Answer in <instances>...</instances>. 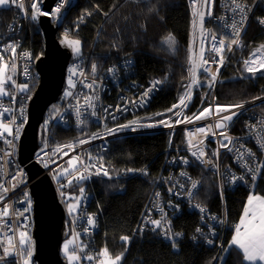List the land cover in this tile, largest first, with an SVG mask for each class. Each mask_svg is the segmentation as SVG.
Here are the masks:
<instances>
[{
	"label": "trees",
	"instance_id": "obj_1",
	"mask_svg": "<svg viewBox=\"0 0 264 264\" xmlns=\"http://www.w3.org/2000/svg\"><path fill=\"white\" fill-rule=\"evenodd\" d=\"M85 11L92 14L85 15L83 22H79L78 17ZM15 13L14 8L0 10L2 23L10 22ZM64 27L68 29L70 38L81 40L84 50H92V59L101 66L121 58H133L137 76L142 81L160 78L163 82L161 90L151 105L137 115V118L153 116L152 122L145 121L146 124L168 118L166 115L160 117L155 114L165 113L185 91L189 82L187 69L192 20L188 0H147L139 3L128 0H76L68 12ZM169 34L176 41L174 50H169L163 44ZM244 41L245 50L237 67L228 66L218 84L219 104H237L255 100L254 97H264V76H241V73L245 74L243 60L247 58L251 48L264 43V30L257 26ZM27 42L36 58L42 55L43 38L36 23L29 28ZM204 93L206 83L203 81L189 112L199 104ZM254 111L264 116V101ZM230 131H235V123ZM92 133H98V129L89 124L83 132L54 127L51 143L55 147L70 143L78 145L79 139H88ZM181 134V130L172 134L171 146L179 144ZM167 143L168 135L164 132L118 136L109 141L108 149L101 155L105 167L116 181L88 179L72 185L66 182L60 191L64 198H69L67 202L80 193V187L85 189L84 193L91 194L89 211L96 216L99 225L94 236L97 251L107 245L113 254H117L124 252L127 247L122 264H220L213 257H219L223 253L193 242L192 235L199 217L187 211H183L172 222L174 231L183 234L178 251L172 250L161 238L158 230L153 232L149 229L142 240L132 239L155 178L162 170L164 157L161 152ZM143 167H147L150 174L131 176L135 170ZM127 169L134 171L128 172ZM188 171L201 182L195 196L196 202L219 214L221 208L215 178L197 164L189 166ZM253 191L264 194V169L255 187L224 192L227 215L231 223H238L247 196ZM232 234L233 230L227 231V244ZM122 235L130 237L127 245L119 239ZM240 259L233 248L228 254L226 264H240Z\"/></svg>",
	"mask_w": 264,
	"mask_h": 264
},
{
	"label": "built area",
	"instance_id": "obj_2",
	"mask_svg": "<svg viewBox=\"0 0 264 264\" xmlns=\"http://www.w3.org/2000/svg\"><path fill=\"white\" fill-rule=\"evenodd\" d=\"M73 0H69V2L65 5V7L61 10V14L64 10L73 5ZM134 3H139L147 0H128ZM61 2V0H57L54 6L51 8V11ZM242 2L246 3L248 8H251V11L248 13V20L246 23V27L241 33V41L242 47H235L232 52H225L226 59L224 61V65L220 68V72L217 78V82L214 87L209 88L206 83V93H204L199 101V104L189 112V107L195 99L196 93L201 89L202 86L194 87L192 89V98L191 100H186L187 108L177 109L178 111H182L183 115L191 116L193 113H198L201 109L208 107L209 105L215 106L218 103L217 100V87L221 78L223 76L224 71L228 66H232L233 68L237 67V64L242 58V53L245 50V37H249L252 34V31L257 26L264 30V26H261L258 22V18H264V0H242ZM30 3L31 0H25L26 7L29 8L28 17L22 15L17 9L14 18L6 23L2 24L0 19V46L10 43L17 42L20 47L17 48V54H20L24 51H27L31 55V59L18 58L17 69L16 72L10 73L13 75V79L16 81V84H28L33 81L35 77L34 67L36 63V56L32 51H30L26 47L27 43V35L28 28L32 22L30 19ZM43 3L44 0H40V6L43 11ZM189 10L191 14L190 0H188ZM230 4V0H215V4L212 6V16L205 18L204 27L206 29L215 31L218 36L220 34L230 35V30L221 27L220 17H226L227 22L231 23L233 13L227 10L226 5ZM49 12V13H50ZM42 17V16H41ZM40 18V17H39ZM192 18V14H191ZM239 20V16L235 17ZM49 19L54 21L56 18H52L49 16ZM14 29V30H13ZM68 29L65 27L63 30V34L67 32ZM200 37L197 34L195 38V44H193V31L191 34L190 45L193 46L194 50L198 51ZM4 55L9 57L11 53H4ZM210 53L206 52V57L210 56ZM96 63L98 65L97 72V81L98 87L95 93H91L89 89L84 88L80 83L84 77L79 75L80 71H83L87 76L88 80L91 77V64ZM76 66L78 68V72L76 76H73L72 79L76 82V88L69 89L68 86V78H69V68ZM116 69L115 74L109 73L107 70L109 68ZM213 70H215L216 65H212ZM25 69H27V75L25 74ZM201 81H205V75L202 71L198 74ZM156 80H161L160 78H154L149 80H139L137 78V70H136V62L133 58H121L120 60L108 64L106 66H101L97 61L92 59V52H83L82 56L75 59L71 63L68 64L66 68L65 75V88L63 93L61 94L58 101L53 103L45 114L44 118V137L41 146L34 154V161L41 167L43 173L49 177L51 183L57 193V195L64 199L62 192L60 191L61 185H64L67 180L70 178L69 176L64 177L60 181H57L54 178L55 170L67 163V161L72 157L79 155L80 157L87 159L89 153L92 154L93 157L101 156L108 149V143L110 140L118 137V136H126L133 134H143V133H153V132H164L168 135V143L161 152L164 157V169L159 173V176L156 180V183L150 193L147 205L142 213L139 224L133 232V237L139 240L145 236L148 229L153 228L152 225H146L145 230L140 232V226L144 223L145 216L148 214V210L151 211L152 219H159L161 213L154 206L157 202V198L155 197V193H161L159 197V204L164 208V211L167 213V219L171 221L172 232L176 233L172 227V222L177 219L183 211H188L189 213H194L199 217V222L196 229L199 227L202 229L203 235L195 232L192 235L193 242H196L201 245H206L212 249L218 250L221 252L222 246L225 245V235L228 230L234 231L235 224H229L226 207L224 202V191L225 190H235L238 188L250 189L252 187L251 182V174L247 173L246 169L241 167V162L235 159V152H228L226 149H220V156L218 160L219 169L218 172L215 168L211 166H205L196 160L195 157L191 156L190 151L188 150L187 140H186V131H194L195 128L207 125L209 123H215V120H201L197 121L193 124L182 123L175 125L174 127H164L162 125H158L155 127H146L147 124H142L147 121V119H151L152 116L141 118L140 127H136L138 125H133L136 127V131H132L131 129H124L116 132L115 134H107L106 128H115L117 125L127 124L133 119L137 118L142 111L146 110L152 103L154 97L161 90L163 82L156 86V88L149 93V96L146 98V102L141 103H127L125 101H138L141 95L152 86V83ZM162 81V80H161ZM190 83V79L188 84ZM187 84V85H188ZM65 89L67 91L73 92V96L66 97L64 95ZM9 90L15 96V102L11 100L10 97H0V111H2L3 107L12 108L13 111L6 113L3 119L5 123H11V118L15 116V124H12L13 132L15 133V129L17 126L20 127L19 138L16 139L14 136H8L5 133L3 136H0V184H4L5 186L10 188V191L6 194L4 203H7L10 207L12 214L9 218H7L8 227L4 226V222L0 221V256H3V249L7 246V237H13V243L18 245L19 233L21 231H26L28 236L31 238L32 228H33V213H32V201L31 196L29 194V186L27 173L25 168L19 163L17 159V145L21 137V130L27 119V105L29 101L30 94L26 90L24 92L19 91L14 85H9ZM186 90V89H185ZM185 91L180 95H184ZM85 94H94L99 96V100L97 101V114L98 117H106V119L94 118L90 115L91 110H87L85 115L82 117L85 119L86 123L83 126H77L76 116L74 111V106L76 104V98H80L81 104H83V96ZM180 97L172 104H178ZM215 98V99H213ZM262 101H264V97L261 99H255L244 103V108L238 110L241 114L237 117H234L233 120L229 123V127L227 129V135L234 138L235 147H239L241 144L245 146V148L241 149L244 151L245 149H251L256 154V163H260L263 158L264 152H262L255 140V135L257 132H260L261 126L260 121L264 120V116L254 111V108L258 106ZM121 106L126 110L116 111L117 106ZM222 105V104H219ZM230 105V104H227ZM54 106L60 110L59 114L54 111ZM109 106H111L109 108ZM171 106V107H172ZM170 107V108H171ZM21 108L23 112L21 113ZM103 108H109V113L115 115L116 119H112V115L103 112ZM166 116H172V119L175 120L176 117L171 113L165 112ZM157 116V115H155ZM127 119V121H122ZM48 121L47 125L45 122ZM236 121H239L236 123ZM235 123V131L231 132L232 125ZM87 124L91 126H95L98 129V133H100V139H93L90 143L84 145H77L75 150H71L68 148H64L61 152H55V146L51 143V132L54 127H59L64 130H75L76 132H83L87 127ZM256 125L255 129H251L249 126ZM181 130L182 134L179 138V144L177 146H171V136L174 132ZM219 137L213 138L209 136L205 140V150L208 151L209 156L211 153L218 147L217 141ZM6 140L12 141V145L10 146L6 143ZM75 145V144H74ZM63 146V145H62ZM195 150V149H193ZM67 151L68 155H63V152ZM10 153L11 155H7ZM181 158H187L189 163L187 165L181 162ZM213 159H215L213 157ZM246 159H251L246 157ZM47 163L48 167H45L44 164ZM197 164L202 167L205 171L210 173L215 177L218 191H219V199L221 205V212L217 214L216 212H210L207 210L206 213H200L198 209L193 207V205L198 204L195 201V196L199 192L200 186L196 191L194 198H189L185 195L187 189L190 187V182L186 177L180 175L181 172H187L188 176L192 179L198 180L194 175L190 174L188 171V167ZM146 170V167L142 168ZM140 169V170H142ZM140 170H137L134 175L144 174ZM94 171V170H93ZM235 174L236 176L244 175L245 182L238 181L236 184H231L228 182L227 173ZM147 172V170H146ZM22 173V175H21ZM148 173V172H147ZM15 176L16 180H12V177ZM111 176V175H110ZM171 177V179H169ZM90 179H98L102 181H114L115 178L111 176L104 177L103 175H91ZM12 184H16L14 189L11 188ZM179 184H184L185 188L181 189ZM223 184V199L220 196V185ZM176 185L173 189V194L169 193V187ZM27 194V195H25ZM31 201V207L29 211L24 212L22 216L16 217L15 210H23L24 208H28V201ZM92 201V196L90 193H84V197L82 198V202L80 205V209L73 214H69L65 211V223L67 226V237L72 238L73 230L79 232L81 235L79 237V241H82L85 244L86 252L90 254H95L97 251L96 244L94 242V236L98 232L99 225L96 216L89 211V206ZM171 205V207L169 206ZM179 206L177 209L175 206ZM3 205L0 204V207ZM63 207L65 209V204L63 203ZM88 215H94L96 220V227L90 229V232L85 234L84 228L88 227L86 223V218ZM201 216H204V219L201 220ZM215 216L217 219L212 220L209 217ZM220 221H224V223H220ZM9 227L13 229L9 230ZM210 229L215 230V235L213 236L210 232ZM159 232L160 230L157 229ZM182 234V233H181ZM163 240H165L170 246L172 244L171 241L165 239L163 235H160ZM183 234L174 237L175 242L177 243V247L173 248V251H178V244L182 239ZM195 237V239H194ZM205 237L208 239H212L214 244L209 245L206 243ZM222 253V252H221ZM0 264H22V261L18 255H10L0 260ZM78 264H95V261L89 262L87 260H82L78 262Z\"/></svg>",
	"mask_w": 264,
	"mask_h": 264
},
{
	"label": "snow or ice",
	"instance_id": "obj_3",
	"mask_svg": "<svg viewBox=\"0 0 264 264\" xmlns=\"http://www.w3.org/2000/svg\"><path fill=\"white\" fill-rule=\"evenodd\" d=\"M69 0H61V2L53 9L52 12L42 11L40 6V0H31L30 3V19L32 21H37L39 17H52L59 19L61 10ZM139 2V0H137ZM215 4V0H190L191 14H192V28H193V44H195V38L198 34L200 37L198 51L194 50L193 46L190 45L188 49V77L190 83L186 86L184 95L179 99L178 104H174L171 108L167 109V113H171L176 117L175 120L172 119V116H168L167 119H161L156 121L153 124L145 125L146 127H155L162 125L164 127H174L175 125L188 123L193 124L201 120H215V123H209L207 125L197 127L194 131H186V140L188 150L191 153L192 157H195L197 161L205 166H211L215 168L218 172L219 165L218 160L220 156V149H226L228 152H235V159L241 162V167L246 169L247 173L251 174L252 186L255 187L258 177L261 176L262 169H264V160H261L260 163H256V154L251 149H241L245 148L243 144L239 147H235L234 138L227 135V129L229 123L233 120L234 117L239 116L241 113L238 111L244 108V103L230 104V105H219L215 106L209 105L201 109L198 113H193L191 116L183 115L182 111L177 109L187 108L186 100H191L192 98V89L194 87L203 86V82L199 78V73L202 71L205 75V81L209 88L214 87L217 82V78L220 72V68L223 67L224 61L226 59L225 52H232L235 47H242L241 33L246 27L248 20V13L251 11V8H248L246 3L242 0H230V4L226 5L228 11L233 13L231 23L227 22L226 17H220L221 27L230 30V35L218 34L215 31L206 29L204 27L205 18L212 16V6ZM98 7V6H97ZM10 8L17 9L22 15L28 17L29 8L26 7L25 0H0V10H6ZM91 12L85 11L80 17H78L79 22H83L85 15H91ZM104 15H107L105 13ZM239 16V20L235 17ZM257 22L264 26V18H258ZM79 25L77 24V27ZM14 30V29H13ZM61 43L69 47L72 53L79 57L81 55L82 42L79 39H70L67 32L64 33ZM163 44L167 46L169 50H174L176 41L175 38L169 34L164 40ZM116 46V45H114ZM20 45L17 42H10L0 46V97H10L13 102H15V96L9 90V85H14L19 91L24 92L28 89L27 84H16V81L13 79V75L10 73H15L17 69V59L25 58L31 59L29 52L24 51L20 54H17V48ZM206 52L210 53V56L206 57ZM4 53H11L9 57L6 58ZM38 59V57H37ZM215 64L216 68L213 70L212 65ZM243 70L245 73L250 74V77H255L257 73L264 75V43H261L256 47L249 56L243 60ZM111 74H115L116 69L109 68L107 70ZM78 68L76 66L69 68V78L68 86L69 89L76 88V82L72 79L73 76H76ZM97 72L98 65L96 63L91 64V79L88 80L87 76L83 71L79 72L81 77H84L80 83L84 88L90 90L91 93H95L98 87L97 81ZM25 74L27 75V69H25ZM161 80H156L152 83V86L145 90L141 95L138 101H125L127 103H145L146 98L149 96V93L153 91L157 85L161 84ZM64 95L66 97L73 96V92L65 91ZM215 99V98H213ZM254 99H261V97H254ZM99 100L98 95L94 94H85L83 96V104L80 102V98H76V104L74 106L75 116L77 126H83L86 121L82 117L85 115L87 110H91L90 115L94 118L106 119V117H98L97 114V101ZM2 107V105H0ZM111 106H109L110 108ZM109 108H103L104 113L112 115V119H116L115 115L109 113ZM126 110L121 108V106L116 107V111ZM13 109L9 107H3L0 111V118H3L6 113L12 112ZM21 113L23 109L21 108ZM54 111L59 114L60 110L54 106ZM157 116H164L165 113H156ZM15 116L11 118V123H5L3 119H0V136H3L7 133L8 136H14L19 138L20 127L17 126L15 133L13 132L12 124H15ZM48 121L45 122L47 125ZM138 120H132L127 124L117 125L115 128H106L107 134H115L118 131L124 129H131L136 131V128L133 125H138ZM261 130L255 135L256 143L259 149L264 152V120L260 121ZM251 129H255L256 125L249 126ZM212 136L213 138L219 137L217 141L218 147L211 153L209 156L208 151L205 150V140ZM100 133H92L88 139H79L78 145H84L90 143L93 139H100ZM10 146L12 141L6 140ZM77 145L67 144L63 146H57L54 149L55 152H61L64 148L75 150ZM195 149V150H193ZM7 155H11L7 153ZM63 155L67 156L68 152L64 151ZM213 157L215 159H213ZM249 157L251 159H246ZM181 162L185 165L189 163L187 158H181ZM45 167H48V164H44ZM94 170V171H93ZM128 172H133V169H127ZM145 175L147 174L146 170H140ZM22 175V173H21ZM67 175L70 178L67 180L68 185H72L74 182L79 184L82 181L90 179L91 175H103L104 177H109L110 173L105 167V162L103 156L93 157L91 153L88 154L87 159L80 157L79 155L72 156L67 161V167H62V170L58 176ZM181 176L186 177L190 182V187L187 189L185 195L187 197L194 198L198 187L200 186V181L192 179L188 176L187 172H181ZM228 182L231 184H236L238 181L245 182V176L240 175L236 176L235 174L229 173L226 174ZM58 178V177H54ZM171 179V177H169ZM12 180H16V177L13 176ZM16 184H12L11 188L14 189ZM63 187V185H61ZM176 185L169 187V193H173V189ZM181 189L185 188L184 184H179ZM223 188L224 185H220V196L223 199ZM10 191V188L4 184H0V204L3 206L0 207V221L4 222V226L8 227L7 218L12 214L10 207L7 203H4L6 194ZM80 196L71 197L72 203L67 205L69 214L76 213L80 207L81 199L84 197L85 189L80 187ZM179 194V193H173ZM27 195V194H25ZM63 195V193H62ZM161 193L156 192L155 197L157 202L154 205L159 212L161 213L159 219L151 218L152 209L148 210V214L145 216L144 223L140 226L139 231L143 232L146 225H152L151 229L155 232L157 229L160 230L159 234L163 235L165 239H168L172 242L171 246L173 248L177 247L174 237L182 235L179 232L173 233L171 228V221L167 219V213L164 211V208L159 204V197ZM28 208H24L22 211L19 209L15 210L16 217L22 216L24 212L29 211L31 207V201H28ZM171 207V205H169ZM177 209L179 206H175ZM200 213H206L207 209L200 205H193ZM212 220H216L215 216L209 217ZM204 219V216H201V220ZM86 223L88 227L84 228V233L87 234L90 232V229L96 227V220L94 215H88L86 218ZM224 223V221H220ZM9 230L12 231L9 227ZM197 233L203 235L202 229L197 228ZM211 234L215 235V230L210 229ZM80 233L73 230L72 238L65 241L63 245V252L65 257L68 260V264H78L82 260H87L89 262L95 261V264H122L125 252L127 247H125L124 252L113 254L107 245L102 247L95 254H90L86 252V245L82 241H79ZM13 237H7V246L3 249V256H0V260L4 259L10 255H18L22 261V264H31V257L33 255L31 247V238L28 236L26 231H21L19 233L18 245L13 243ZM125 245L130 242V237L127 235H122L119 238ZM195 239V237H194ZM206 243L209 245L214 244L212 239L205 237ZM71 246V248H70ZM235 249L240 256V264H264V194H259L256 192H250L247 196L246 203L243 206V214L239 218V222L235 224L233 234L231 235L230 241L227 246L221 247V252L223 253L219 257H213V260H218L220 264H226L228 254L232 249Z\"/></svg>",
	"mask_w": 264,
	"mask_h": 264
},
{
	"label": "water",
	"instance_id": "obj_4",
	"mask_svg": "<svg viewBox=\"0 0 264 264\" xmlns=\"http://www.w3.org/2000/svg\"><path fill=\"white\" fill-rule=\"evenodd\" d=\"M56 1L44 0L43 11L49 12ZM66 16L67 11L53 23L45 16L38 19L44 44L43 54L35 63L39 82L28 101L26 124L17 145V159L25 168L30 183L33 213L31 264H68L61 255V247L68 233L63 203L69 198L61 200L49 177L34 161V154L44 137L45 113L64 91L68 64L83 54V44L81 55L77 57L69 47L61 43L63 36L58 37Z\"/></svg>",
	"mask_w": 264,
	"mask_h": 264
},
{
	"label": "bare ground",
	"instance_id": "obj_5",
	"mask_svg": "<svg viewBox=\"0 0 264 264\" xmlns=\"http://www.w3.org/2000/svg\"><path fill=\"white\" fill-rule=\"evenodd\" d=\"M56 3V2H55ZM71 9V6L70 7H68V8H66L65 10H64V12L65 11H67V15H68V12H69V10ZM51 11V10H50ZM49 11V12H50ZM43 17V16H42ZM66 18H67V16H66ZM66 18L64 19V22H63V24H62V26H61V28L59 29V31H58V37H60V36H64V34H63V32H61V30H64V25H65V20H66ZM48 19H49V17H48ZM58 19H56V20H54V21H52V20H50L49 19V21L51 22V23H53V22H55V21H57ZM34 23H36V25L38 26V20L36 21V22H32L30 25H29V28L31 27V25L32 24H34ZM3 24V23H2ZM5 25V24H4ZM29 28H28V33H29ZM38 28H39V26H38ZM77 29H75V31H76ZM39 32H40V35L42 36V38H43V34H42V32H41V30H40V28H39ZM67 33H68V31H67ZM70 38V37H69ZM27 39H28V35H27ZM26 39V40H27ZM72 39V38H71ZM44 45V44H43ZM26 47L30 50V51H32V53H34L33 52V50L30 48V46H29V44H28V42L26 43ZM44 47V46H43ZM89 51H91L92 52V50L91 49H86V50H84L83 49V52H89ZM43 54V53H42ZM35 55V54H34ZM36 56V55H35ZM40 57V56H39ZM38 57V58H39ZM36 60H37V58H36ZM34 73H35V77H34V79H33V81H31L30 83H28L27 85H28V89H27V91L29 92V94H30V97H31V95H32V93H33V90H35V88L37 87V84H38V82H39V76H38V74H37V72H36V69H35V67H34ZM66 75V74H65ZM137 78H138V76H137ZM139 80H141L140 78H138ZM30 97H29V99H30ZM47 112V111H46ZM46 114V113H45ZM122 121H127V119H124V120H122ZM25 124H26V122H25ZM25 124H24V126H25ZM24 126H23V128H24ZM23 128H22V130H21V132L23 131ZM144 168V167H143ZM142 169V168H141ZM163 169H164V160H163V165H162V170H160V172L161 171H163ZM138 170H140V169H138ZM146 170H147V167H146ZM137 170H135L133 173H132V175L131 176H137V175H134V173L136 172ZM147 174H150L149 173V170H147ZM159 172V173H160ZM146 174V175H147ZM138 175H142V174H138ZM158 176H159V174L156 176V178H155V181H154V185H155V183H156V180H157V178H158ZM213 176V175H212ZM214 177V176H213ZM215 178V177H214ZM96 180H98V179H96ZM117 179L115 178V180L114 181H116ZM101 181V180H100ZM154 185H153V187H154ZM153 187H152V189H153ZM218 187V186H217ZM152 189H151V191H152ZM236 190V189H235ZM151 191H150V193H151ZM226 191V190H225ZM224 191V192H225ZM230 191H233V190H230ZM218 195H219V191H218ZM150 196V195H149ZM225 196V195H224ZM149 199V198H148ZM196 201V200H195ZM148 202V201H147ZM224 202H225V197H224ZM146 205H147V203H146ZM203 206V205H202ZM146 207V206H145ZM225 207H226V204H225ZM220 208H221V205H220ZM145 209V208H144ZM207 209V208H206ZM208 210V209H207ZM144 211V210H143ZM186 211V210H185ZM210 211V210H209ZM188 212V211H187ZM211 212V211H210ZM213 212H215V211H213ZM226 213H227V209H226ZM142 216V215H141ZM141 218V217H140ZM227 218H228V215H227ZM140 221V220H139ZM228 223L231 225V224H233V223H231L230 221H229V219H228ZM139 224V223H138ZM65 225H66V223H65ZM138 226V225H137ZM136 229V228H135ZM150 229H152V228H150ZM149 230V229H148ZM195 232V231H194ZM132 239L133 240H139V239H136V238H134L133 237V234H132ZM225 245H227V239L225 238ZM210 248V247H209ZM212 249V248H211ZM214 264V263H213Z\"/></svg>",
	"mask_w": 264,
	"mask_h": 264
},
{
	"label": "rangeland",
	"instance_id": "obj_6",
	"mask_svg": "<svg viewBox=\"0 0 264 264\" xmlns=\"http://www.w3.org/2000/svg\"><path fill=\"white\" fill-rule=\"evenodd\" d=\"M191 20H192V18H191ZM192 31H193V28H192V30H191V34H192ZM261 44V43H260ZM259 44V45H260ZM258 45V46H259ZM258 46H256V47H258ZM256 47H252L251 48V50H250V53L256 48ZM249 53V54H250ZM249 56V55H248ZM247 56V57H248ZM243 65V64H242ZM243 67V66H242ZM257 75H259V76H264V75H261L260 73H257L255 76H257ZM241 76H250V74H247V73H245L244 75L241 73ZM240 76V77H241ZM65 91H66V89H65ZM153 117V116H152ZM161 117V116H160ZM133 120H138L139 121V124H138V126H136V127H140V125H142V124H146V123H140V121H141V118H135V119H133ZM152 120V118L151 119H147V121H151ZM152 122V121H151ZM135 127V128H136ZM262 160H264V155H263V158H262ZM62 167H67V163L65 164V165H62V166H60V167H58L56 170H55V172H54V176L55 177H58V178H56V180L57 181H60L61 179H63L64 177H66L67 175H64V176H58V174L60 173V171L62 170ZM64 186V185H63ZM80 196V193L78 194V195H75V197H79ZM73 201L71 200L70 202H67V204L65 205V211L66 212H68V208H67V205L69 204V203H72ZM81 202H82V199H81ZM81 202H80V205H81ZM79 209H80V207H79ZM78 209V210H79ZM77 210V211H78ZM69 213V212H68ZM69 239H71V238H69V237H67L65 240H64V242H63V244H62V247H61V254L65 257V255H64V252H63V245H64V243H65V241H67V240H69ZM70 248H71V246H70ZM66 258V257H65ZM66 260H67V258H66ZM67 262H68V260H67Z\"/></svg>",
	"mask_w": 264,
	"mask_h": 264
},
{
	"label": "crops",
	"instance_id": "obj_7",
	"mask_svg": "<svg viewBox=\"0 0 264 264\" xmlns=\"http://www.w3.org/2000/svg\"><path fill=\"white\" fill-rule=\"evenodd\" d=\"M242 214H243V212H242ZM242 214H241V215H242ZM238 222H239V221H238Z\"/></svg>",
	"mask_w": 264,
	"mask_h": 264
}]
</instances>
